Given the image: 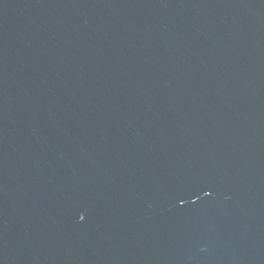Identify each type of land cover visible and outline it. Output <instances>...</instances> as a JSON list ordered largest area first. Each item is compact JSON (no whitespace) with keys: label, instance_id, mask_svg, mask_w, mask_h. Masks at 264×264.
Returning a JSON list of instances; mask_svg holds the SVG:
<instances>
[{"label":"water","instance_id":"obj_1","mask_svg":"<svg viewBox=\"0 0 264 264\" xmlns=\"http://www.w3.org/2000/svg\"><path fill=\"white\" fill-rule=\"evenodd\" d=\"M0 264H264V0H0Z\"/></svg>","mask_w":264,"mask_h":264}]
</instances>
